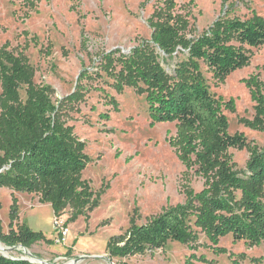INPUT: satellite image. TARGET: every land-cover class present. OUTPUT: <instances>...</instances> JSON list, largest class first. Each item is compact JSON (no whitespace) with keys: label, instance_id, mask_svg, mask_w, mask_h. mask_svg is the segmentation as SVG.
I'll use <instances>...</instances> for the list:
<instances>
[{"label":"rangeland","instance_id":"1","mask_svg":"<svg viewBox=\"0 0 264 264\" xmlns=\"http://www.w3.org/2000/svg\"><path fill=\"white\" fill-rule=\"evenodd\" d=\"M163 1L0 0V46L8 43L9 50L25 59L34 85L49 87L52 101L61 108V121L84 142L87 165L81 171L82 179L94 193H99L97 203L74 219L69 221V207L60 215L69 226L62 244L55 242L54 215L49 203H39L35 194L0 187V229H8L14 197L18 221L41 232L44 239L35 244L49 250L48 254H41L37 252L39 247L33 245L25 248L0 242L4 248H12L0 253L46 262L64 255L67 260L79 259L75 264H187V259L193 264H230L233 260L239 264H264V244L249 246L233 241L230 234L211 244L200 231L195 250L170 241L161 248L121 259L111 260L105 252L109 237L124 232L131 220L145 224L166 209L184 203L187 193H197L205 185V177L194 166L186 168L169 145L174 124L152 123L145 95L137 89L124 86L118 90L112 85L113 79L101 73L99 78L80 82L86 87L80 101L63 105L77 88L80 72L99 68L102 54L115 49L128 54L133 47L150 40V20H160L158 11L163 8ZM172 1L173 13L188 19L190 35L203 32L225 13L243 19L252 14L264 18V0ZM250 50L249 63L232 71L222 82L213 78L206 66L202 65L201 70L215 97L234 100V111L223 109L229 133H242L249 145L262 148L264 130L244 123L252 119L254 110L242 79L251 74L263 78L264 45ZM25 88L22 85L19 89L22 98ZM249 154L247 148L228 149L232 170L244 174ZM214 246L223 251L215 253Z\"/></svg>","mask_w":264,"mask_h":264},{"label":"trees","instance_id":"2","mask_svg":"<svg viewBox=\"0 0 264 264\" xmlns=\"http://www.w3.org/2000/svg\"><path fill=\"white\" fill-rule=\"evenodd\" d=\"M163 2L158 11L160 20H150V40L128 54L119 49L102 54L99 68L94 72L83 69L77 88L63 101V105L80 101L86 89L80 82L99 78L101 73L112 78L118 90L124 86L137 89L145 95L152 123L174 124L175 132L168 142L180 161L186 168L196 167L206 179L201 191L186 194L184 203L145 224L131 220L124 232L111 235L105 249L111 260L143 254L170 241L195 250L198 231L211 244L227 234L249 246L264 244V147L249 145L242 133H229L223 109L234 111V100L215 97L201 70L206 66L212 77L222 82L232 71L247 65L250 48L264 45V18L252 14L243 19L225 13L203 32L190 35L188 19L173 13L175 3ZM31 78L25 59L9 50L8 43L2 44L0 187L35 194L39 203L50 204L54 216L69 207L70 221L95 205L99 193H94L81 176L87 165L84 142L61 121V108L52 101L49 87L34 85ZM242 82L249 89L254 110L252 119L244 123L264 130V76L260 79L259 74H251ZM22 85L26 86L24 98L19 93ZM109 101L113 103V98ZM230 148H247L250 153L242 175L231 168L226 155ZM42 239L41 232L18 221L13 197L8 229H0V242L30 248ZM213 251L223 249L214 246ZM186 263L193 264L190 259ZM0 264L43 263L0 254Z\"/></svg>","mask_w":264,"mask_h":264},{"label":"built area","instance_id":"3","mask_svg":"<svg viewBox=\"0 0 264 264\" xmlns=\"http://www.w3.org/2000/svg\"><path fill=\"white\" fill-rule=\"evenodd\" d=\"M53 228L54 231L56 232V243H62L65 244L66 242V237L68 236L69 233V226L67 223V220L62 219L60 216H54L53 218ZM64 260L66 261V263L64 262ZM79 259H69L67 260V257L64 255H60L58 257H56L55 259H53L52 261H47L49 264H75L76 262H78Z\"/></svg>","mask_w":264,"mask_h":264},{"label":"water","instance_id":"4","mask_svg":"<svg viewBox=\"0 0 264 264\" xmlns=\"http://www.w3.org/2000/svg\"><path fill=\"white\" fill-rule=\"evenodd\" d=\"M19 246H21V245H19ZM22 247V246H21ZM6 248V250H11L12 248H10V247H5ZM29 256H31V254L29 253V252H26ZM2 256H4V257H7L5 254H3V253H0ZM8 258H11L12 259V257H8ZM22 259H27V260H29V261H31V262H36V263H43V264H49V263H47L45 260H41V259H39V258H35V257H33V258H31V259H29V258H22Z\"/></svg>","mask_w":264,"mask_h":264},{"label":"crops","instance_id":"5","mask_svg":"<svg viewBox=\"0 0 264 264\" xmlns=\"http://www.w3.org/2000/svg\"><path fill=\"white\" fill-rule=\"evenodd\" d=\"M33 246L36 248V247H39L38 248V251L37 252H39V253H41V254H48V249L47 248H45L44 246L42 247V246H36V244H33ZM51 252V251H50ZM52 252H54V251H52ZM59 253V252H58ZM62 253V252H61ZM60 254V253H59ZM74 255V254H73ZM42 257H43V255H42ZM44 258H47V257H44Z\"/></svg>","mask_w":264,"mask_h":264},{"label":"bare ground","instance_id":"6","mask_svg":"<svg viewBox=\"0 0 264 264\" xmlns=\"http://www.w3.org/2000/svg\"><path fill=\"white\" fill-rule=\"evenodd\" d=\"M4 245H2L0 243V251L3 252V253H6V249L3 247ZM68 264V263H67Z\"/></svg>","mask_w":264,"mask_h":264}]
</instances>
